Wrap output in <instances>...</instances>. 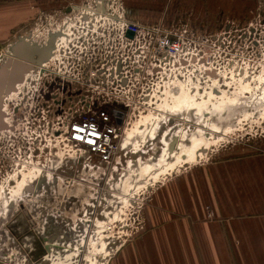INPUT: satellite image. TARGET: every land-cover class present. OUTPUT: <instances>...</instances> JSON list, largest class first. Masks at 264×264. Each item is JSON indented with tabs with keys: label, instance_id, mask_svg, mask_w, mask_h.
<instances>
[{
	"label": "rangeland",
	"instance_id": "rangeland-1",
	"mask_svg": "<svg viewBox=\"0 0 264 264\" xmlns=\"http://www.w3.org/2000/svg\"><path fill=\"white\" fill-rule=\"evenodd\" d=\"M258 7L241 18H162L192 29L189 62L177 68L174 98L162 88L160 111L135 118L122 132L124 150L106 165L62 141L67 118L59 97L47 95V79L29 51L22 59L15 50L22 42L49 45L51 30L41 40H32V32L45 26L42 12L61 10L39 12L27 33L2 47L0 264H107L137 234L153 190L169 175L264 155V9ZM21 63L33 67L8 90ZM23 180L24 193L5 211L4 200Z\"/></svg>",
	"mask_w": 264,
	"mask_h": 264
},
{
	"label": "crops",
	"instance_id": "crops-1",
	"mask_svg": "<svg viewBox=\"0 0 264 264\" xmlns=\"http://www.w3.org/2000/svg\"><path fill=\"white\" fill-rule=\"evenodd\" d=\"M122 1L129 16L143 22L169 14L241 18L250 8L264 9V0ZM84 2L0 0V49L27 33L39 12H68ZM107 264H264V155L169 175L153 190L140 230Z\"/></svg>",
	"mask_w": 264,
	"mask_h": 264
},
{
	"label": "built area",
	"instance_id": "built-area-1",
	"mask_svg": "<svg viewBox=\"0 0 264 264\" xmlns=\"http://www.w3.org/2000/svg\"><path fill=\"white\" fill-rule=\"evenodd\" d=\"M41 18L46 24L32 32V40L51 30L54 43L48 60L35 68L47 79V95L55 94L63 105L67 121L59 137L100 164H110L124 150L122 132L132 121L160 111L161 89L167 87L174 98L177 68L189 60L192 29L166 25L163 19L134 20L122 0H86L68 12L41 13Z\"/></svg>",
	"mask_w": 264,
	"mask_h": 264
},
{
	"label": "water",
	"instance_id": "water-1",
	"mask_svg": "<svg viewBox=\"0 0 264 264\" xmlns=\"http://www.w3.org/2000/svg\"><path fill=\"white\" fill-rule=\"evenodd\" d=\"M129 34L132 36V32H129ZM51 44L52 41L50 42V44L46 47H41L39 48L38 46H30L28 44L25 43H21L16 47V51H17V55L19 56L21 53H23V51H29L30 53V61L31 64H33L34 66H38L41 63L45 62L48 60L49 56H50V50H51ZM22 59H25V57L23 56H19ZM31 65V66H33ZM30 65L26 66V64L21 63L19 67H17L15 75H13L11 81L12 83L10 84V88L8 90L11 89V86L15 83H17L18 81H20L21 78H23L24 74L26 71L30 70ZM6 85L3 87L0 84V95L5 91ZM7 91V90H6ZM1 123V121H0ZM1 126V125H0Z\"/></svg>",
	"mask_w": 264,
	"mask_h": 264
},
{
	"label": "bare ground",
	"instance_id": "bare-ground-1",
	"mask_svg": "<svg viewBox=\"0 0 264 264\" xmlns=\"http://www.w3.org/2000/svg\"><path fill=\"white\" fill-rule=\"evenodd\" d=\"M16 57H17V55H16ZM16 59V58H15ZM15 59H13V60H15ZM30 67V69H32V67H31V65L29 66ZM10 71V70H9ZM162 119V118H161ZM160 127V126H159ZM151 130V129H150ZM154 131L155 130H153L152 131V133H153V135H154ZM135 132V131H134ZM133 132H129L128 133V136H127V139L128 140H131L132 139V137H133ZM148 135V134H147ZM154 138V137H153ZM33 176V175H32ZM36 176V175H35ZM35 179H36V177H35ZM32 181H34L33 179L28 183V184H30V183H33ZM27 183H25V181L23 180V183H21V187H17V190H14V191H12V193H11V198L10 199H6V200H4L5 202H3L4 203V209H5V211H7V208H9V203L12 201L13 202V200H17L16 198L17 197H19L20 195H22L23 193H24V190H25V188L27 187V185H28ZM100 234V233H99ZM102 234V233H101ZM103 241V240H102ZM101 243V242H100ZM99 243V244H100ZM103 243V242H102ZM97 245V244H96ZM95 246V245H94ZM97 247V246H96Z\"/></svg>",
	"mask_w": 264,
	"mask_h": 264
}]
</instances>
